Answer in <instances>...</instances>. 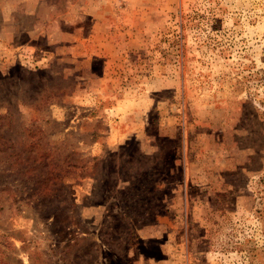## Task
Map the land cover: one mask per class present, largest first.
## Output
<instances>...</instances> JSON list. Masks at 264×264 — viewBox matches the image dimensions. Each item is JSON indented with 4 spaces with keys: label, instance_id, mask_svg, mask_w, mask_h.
<instances>
[{
    "label": "rangeland",
    "instance_id": "374dc122",
    "mask_svg": "<svg viewBox=\"0 0 264 264\" xmlns=\"http://www.w3.org/2000/svg\"><path fill=\"white\" fill-rule=\"evenodd\" d=\"M0 264H264V0H0Z\"/></svg>",
    "mask_w": 264,
    "mask_h": 264
}]
</instances>
